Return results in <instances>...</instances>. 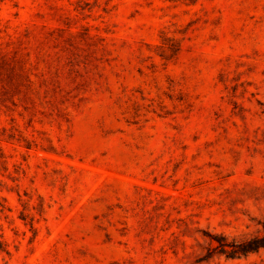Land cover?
Listing matches in <instances>:
<instances>
[{
	"label": "rangeland",
	"instance_id": "1",
	"mask_svg": "<svg viewBox=\"0 0 264 264\" xmlns=\"http://www.w3.org/2000/svg\"><path fill=\"white\" fill-rule=\"evenodd\" d=\"M263 232L264 0H0V264H264L212 237Z\"/></svg>",
	"mask_w": 264,
	"mask_h": 264
},
{
	"label": "trees",
	"instance_id": "2",
	"mask_svg": "<svg viewBox=\"0 0 264 264\" xmlns=\"http://www.w3.org/2000/svg\"><path fill=\"white\" fill-rule=\"evenodd\" d=\"M169 49L171 46H168ZM217 239L220 251L226 252L228 256H235L237 254H247L248 252L258 250L264 247V232L251 237L242 239L233 238L228 240L225 235L212 236Z\"/></svg>",
	"mask_w": 264,
	"mask_h": 264
}]
</instances>
